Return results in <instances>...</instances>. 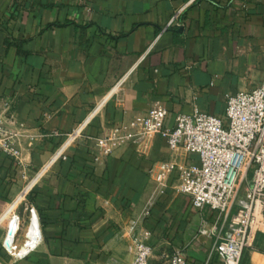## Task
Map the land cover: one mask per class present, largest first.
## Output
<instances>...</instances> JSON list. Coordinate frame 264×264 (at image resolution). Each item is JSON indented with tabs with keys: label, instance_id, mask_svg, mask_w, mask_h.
<instances>
[{
	"label": "crops",
	"instance_id": "0c3cea01",
	"mask_svg": "<svg viewBox=\"0 0 264 264\" xmlns=\"http://www.w3.org/2000/svg\"><path fill=\"white\" fill-rule=\"evenodd\" d=\"M179 11L180 26L167 29ZM263 82L264 0H0V121L22 134L21 162L0 150V264H131V221L151 233V264L177 250L205 264L214 240L196 239L203 216L175 190L178 172L157 181L162 164L198 166L199 157L163 140L104 156L80 139L20 198L87 119L93 137L155 103L170 125L195 108L225 119L228 96ZM31 208L42 240L16 259L3 243L18 216L23 246ZM248 264L264 254L254 249Z\"/></svg>",
	"mask_w": 264,
	"mask_h": 264
},
{
	"label": "built area",
	"instance_id": "2783aa9c",
	"mask_svg": "<svg viewBox=\"0 0 264 264\" xmlns=\"http://www.w3.org/2000/svg\"><path fill=\"white\" fill-rule=\"evenodd\" d=\"M181 15L182 11L177 12L167 29L180 26ZM225 115L222 119L195 108L191 114H178L174 124L170 125L168 109L162 103H155L147 114L108 129L98 137L85 134L90 119L66 136L53 132L48 137L65 136V141L36 174L20 200L50 168L67 160L68 151L80 139L86 138L104 156L127 147L145 152L160 139L172 152L182 149L199 157L198 166L162 164L157 181L163 185L173 172H178L175 190L187 196L193 208L203 216L196 239L209 236L214 240L205 264L214 261L242 264L245 252L254 250L258 237L264 235V82L250 91L228 96ZM21 137L22 134L0 121V150L19 162L22 158L18 145ZM209 213L213 214L211 222L205 218ZM30 214V228L23 244L26 251L17 253L15 240L21 226L18 216H13L10 221L3 243L5 251L16 259L30 255L42 240L33 208ZM13 227L17 231L9 248L7 242ZM139 228L138 221H131L129 231L135 244L131 264H151V233L147 230L140 233ZM169 264H188L184 251L177 250Z\"/></svg>",
	"mask_w": 264,
	"mask_h": 264
},
{
	"label": "rangeland",
	"instance_id": "374dc122",
	"mask_svg": "<svg viewBox=\"0 0 264 264\" xmlns=\"http://www.w3.org/2000/svg\"><path fill=\"white\" fill-rule=\"evenodd\" d=\"M261 238V239H260ZM259 242V243H258ZM256 243L258 244H255L254 246V249L262 254H264V235H260L256 241ZM253 251V250H250L248 252H245L244 254V258H243V261H242V264H248V255L249 253Z\"/></svg>",
	"mask_w": 264,
	"mask_h": 264
},
{
	"label": "bare ground",
	"instance_id": "6f19581e",
	"mask_svg": "<svg viewBox=\"0 0 264 264\" xmlns=\"http://www.w3.org/2000/svg\"><path fill=\"white\" fill-rule=\"evenodd\" d=\"M13 228H15V227H13ZM11 230H12V229H11ZM11 230H10V231H11ZM16 231H17V230H16ZM12 236H13V233L11 234V237H10L11 240L13 239V237H14L15 235H14L13 237H12ZM11 244H12V241H10V242L8 241V242H7V247L10 248V247H11ZM19 251H21L22 253H24V252L26 251L25 246L23 245L21 248H18L17 253H18Z\"/></svg>",
	"mask_w": 264,
	"mask_h": 264
},
{
	"label": "trees",
	"instance_id": "16d2710c",
	"mask_svg": "<svg viewBox=\"0 0 264 264\" xmlns=\"http://www.w3.org/2000/svg\"><path fill=\"white\" fill-rule=\"evenodd\" d=\"M256 244H258V243H256ZM248 262H249V255H248Z\"/></svg>",
	"mask_w": 264,
	"mask_h": 264
},
{
	"label": "water",
	"instance_id": "95a60500",
	"mask_svg": "<svg viewBox=\"0 0 264 264\" xmlns=\"http://www.w3.org/2000/svg\"><path fill=\"white\" fill-rule=\"evenodd\" d=\"M10 232H12V230Z\"/></svg>",
	"mask_w": 264,
	"mask_h": 264
}]
</instances>
